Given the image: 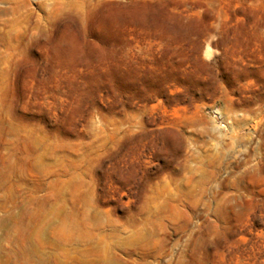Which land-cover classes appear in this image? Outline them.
Segmentation results:
<instances>
[{"label": "rangeland", "instance_id": "obj_1", "mask_svg": "<svg viewBox=\"0 0 264 264\" xmlns=\"http://www.w3.org/2000/svg\"><path fill=\"white\" fill-rule=\"evenodd\" d=\"M0 264H264V0H0Z\"/></svg>", "mask_w": 264, "mask_h": 264}]
</instances>
